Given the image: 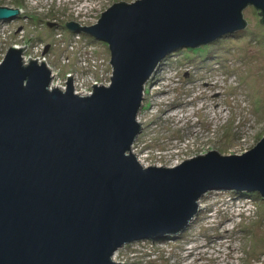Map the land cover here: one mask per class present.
I'll list each match as a JSON object with an SVG mask.
<instances>
[{
    "label": "water",
    "instance_id": "water-1",
    "mask_svg": "<svg viewBox=\"0 0 264 264\" xmlns=\"http://www.w3.org/2000/svg\"><path fill=\"white\" fill-rule=\"evenodd\" d=\"M249 5L264 21V0H135L111 3L97 23H67L109 47L110 84L90 93H75L72 75L65 89L51 87L42 60L8 46L0 60V264H114L130 242L186 229L210 190L264 198V136L242 153L212 149L172 167L145 166L132 152L144 87L160 61L244 29ZM20 10L0 6V20Z\"/></svg>",
    "mask_w": 264,
    "mask_h": 264
},
{
    "label": "rangeland",
    "instance_id": "rangeland-1",
    "mask_svg": "<svg viewBox=\"0 0 264 264\" xmlns=\"http://www.w3.org/2000/svg\"><path fill=\"white\" fill-rule=\"evenodd\" d=\"M118 1L135 0H0V6L23 8L0 20V60L9 45H25L24 60H42L54 79L51 87L65 89L70 75L75 93L110 84L108 44L67 23H97ZM258 11L247 6L244 29L200 46L213 55L207 61L193 63L184 56L190 48H178L154 71L132 148L144 165L171 167L212 149L238 154L264 136V25ZM228 192L210 190L186 229L130 242L114 254V264H264V198H231L229 193L244 191Z\"/></svg>",
    "mask_w": 264,
    "mask_h": 264
},
{
    "label": "trees",
    "instance_id": "trees-1",
    "mask_svg": "<svg viewBox=\"0 0 264 264\" xmlns=\"http://www.w3.org/2000/svg\"><path fill=\"white\" fill-rule=\"evenodd\" d=\"M259 13H260V21H261V23L264 25L263 15H262V12H261L260 10H259ZM239 31H241V30H239ZM239 31H235V32H231V33L224 34V35H222V36L219 37V38H220V39H221V38H224V37H226L227 35L235 34V33L239 32ZM219 38H217V39H219ZM217 39H216V40H217ZM190 50H191V52H189ZM172 52H173V51H172ZM184 56H185L186 59H187L188 57L191 58L192 60H191V59H188V61L191 60V62H193V63H195L196 61H197V63H203L204 61H207L208 59H210V56H213V55H209V53H208L207 51H205L203 47H197V48H190V49H188V51L184 53ZM167 57H168V55H167L166 57H164V58L160 61L159 65L157 66L158 70H159V66L166 64L165 62H166ZM163 60H164V61H163ZM229 192H230V191H229ZM229 192H228V193H229ZM234 192H235V191H234ZM228 193H227V194H228ZM240 193H242V194H240ZM233 194H235L236 196H241V195H243V196H242L243 199L250 198V197H255V196L258 197V194H257V193H255V194H250V193H248V194H247V192H238V193H233V192H232V193H229L228 195L232 198V197H233ZM244 194H247V195H244ZM153 241H155V240H153Z\"/></svg>",
    "mask_w": 264,
    "mask_h": 264
},
{
    "label": "built area",
    "instance_id": "built-area-1",
    "mask_svg": "<svg viewBox=\"0 0 264 264\" xmlns=\"http://www.w3.org/2000/svg\"><path fill=\"white\" fill-rule=\"evenodd\" d=\"M18 9H21V10L19 11V13H20V12H23V8H18ZM78 24H79L80 26H84V23H82V22H80V23H78ZM25 61H26V60H25ZM28 61H29V60H28ZM73 78H74V77H72V79H73ZM53 80H54V79H52V81H53ZM72 81H73V80H72ZM51 83H52V82H51ZM73 87H74V86H73ZM74 88L77 89L76 86H75ZM78 88H79V87H78ZM77 90H78V89H77ZM84 92L86 93L87 91H84ZM90 92H91V91H90ZM90 92H89V93H90ZM77 93H78V92H77ZM145 166H146V165H145Z\"/></svg>",
    "mask_w": 264,
    "mask_h": 264
},
{
    "label": "bare ground",
    "instance_id": "bare-ground-1",
    "mask_svg": "<svg viewBox=\"0 0 264 264\" xmlns=\"http://www.w3.org/2000/svg\"><path fill=\"white\" fill-rule=\"evenodd\" d=\"M71 31V30H70ZM175 166V165H174ZM172 167V166H171ZM229 191H232V190H229ZM244 192H247V191H244ZM247 193H250V194H255V192H247ZM261 197V196H260ZM263 198V197H262ZM172 235V234H171Z\"/></svg>",
    "mask_w": 264,
    "mask_h": 264
}]
</instances>
